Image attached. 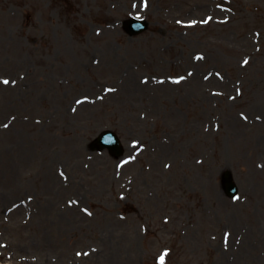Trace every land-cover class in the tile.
I'll list each match as a JSON object with an SVG mask.
<instances>
[{
  "label": "rangeland",
  "instance_id": "obj_1",
  "mask_svg": "<svg viewBox=\"0 0 264 264\" xmlns=\"http://www.w3.org/2000/svg\"><path fill=\"white\" fill-rule=\"evenodd\" d=\"M0 262L264 264V0H0Z\"/></svg>",
  "mask_w": 264,
  "mask_h": 264
},
{
  "label": "water",
  "instance_id": "obj_2",
  "mask_svg": "<svg viewBox=\"0 0 264 264\" xmlns=\"http://www.w3.org/2000/svg\"><path fill=\"white\" fill-rule=\"evenodd\" d=\"M130 25L133 27L134 32H137L141 29L144 28L145 23L144 22H131ZM112 138L110 137V135H104L100 140L99 143H101L102 145H109L111 142ZM232 190V189H231ZM234 192V191H233Z\"/></svg>",
  "mask_w": 264,
  "mask_h": 264
},
{
  "label": "snow or ice",
  "instance_id": "obj_3",
  "mask_svg": "<svg viewBox=\"0 0 264 264\" xmlns=\"http://www.w3.org/2000/svg\"><path fill=\"white\" fill-rule=\"evenodd\" d=\"M5 84H8L9 83V81H7V80H5V81H3Z\"/></svg>",
  "mask_w": 264,
  "mask_h": 264
}]
</instances>
